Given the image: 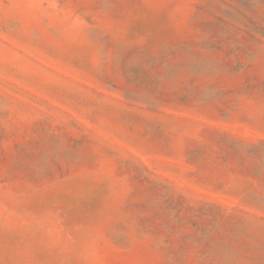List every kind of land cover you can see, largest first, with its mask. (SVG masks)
<instances>
[{"label":"rangeland","instance_id":"rangeland-1","mask_svg":"<svg viewBox=\"0 0 264 264\" xmlns=\"http://www.w3.org/2000/svg\"><path fill=\"white\" fill-rule=\"evenodd\" d=\"M0 264H264V0H0Z\"/></svg>","mask_w":264,"mask_h":264}]
</instances>
